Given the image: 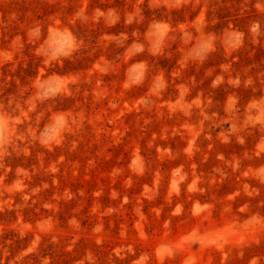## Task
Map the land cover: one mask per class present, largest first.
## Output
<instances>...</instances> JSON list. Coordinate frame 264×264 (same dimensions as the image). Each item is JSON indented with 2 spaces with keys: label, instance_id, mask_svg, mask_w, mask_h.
Masks as SVG:
<instances>
[{
  "label": "rangeland",
  "instance_id": "obj_1",
  "mask_svg": "<svg viewBox=\"0 0 264 264\" xmlns=\"http://www.w3.org/2000/svg\"><path fill=\"white\" fill-rule=\"evenodd\" d=\"M0 264H264V0H0Z\"/></svg>",
  "mask_w": 264,
  "mask_h": 264
}]
</instances>
